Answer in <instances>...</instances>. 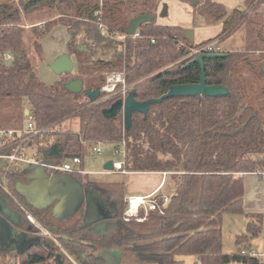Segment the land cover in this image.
I'll return each mask as SVG.
<instances>
[{"label": "trees", "instance_id": "trees-1", "mask_svg": "<svg viewBox=\"0 0 264 264\" xmlns=\"http://www.w3.org/2000/svg\"><path fill=\"white\" fill-rule=\"evenodd\" d=\"M162 0H17L0 3V130H17L24 120L27 101L37 128L49 127L46 137L32 145L45 154L57 144L56 163L84 155L97 144L123 146L128 173L165 172L173 191L160 211H139L136 218L124 215L125 185L91 183L113 206L114 234L75 239L82 212L64 221L52 217L51 208H33L14 190L25 182L28 171L7 172L6 184L20 205L46 230L76 264H104L98 250L117 248L124 258L144 264H180L177 257L194 256L196 264H264V256L223 252L224 216L246 215V235L235 244L245 247L262 230L259 214H245L243 176L264 166V16L256 14L264 0H245L241 11L229 10L214 0H177L191 6L193 15L207 26L221 24L218 35L195 44L180 26L156 24ZM43 10L57 16L46 23L23 27V18ZM150 16L137 37L126 35L128 22ZM68 32L66 54L74 58L75 74L52 84L43 82L31 50L53 27ZM245 30V48L205 58L206 84L221 86L225 96L171 97L149 106L144 116L133 113L132 125L124 130L122 115L106 119L102 110L114 101L90 102L82 93L71 94L63 87L69 78L83 80V89L104 84L106 72H123L133 84L135 100L159 98L171 86L197 84L201 67L189 63V54L206 44L220 43ZM9 54L5 61L3 55ZM61 77V76H60ZM75 118L76 132L63 131L61 123ZM4 163L0 162V179ZM79 179H81L78 176ZM159 194L158 196H161ZM246 249V248H245ZM248 249V248H247ZM244 252V251H243ZM2 251L0 250V254ZM17 264H49L48 251L33 246L15 255Z\"/></svg>", "mask_w": 264, "mask_h": 264}, {"label": "water", "instance_id": "water-1", "mask_svg": "<svg viewBox=\"0 0 264 264\" xmlns=\"http://www.w3.org/2000/svg\"><path fill=\"white\" fill-rule=\"evenodd\" d=\"M198 0H191L195 6ZM241 11V8H237ZM166 13V9L163 10ZM152 17L142 15L132 18L127 25L126 35L134 36L137 29L144 23L150 22ZM184 35L192 41L191 31L184 30ZM225 57L224 53L200 54L190 60L189 63H198L201 67L200 79L197 84L171 86L167 93L159 98H152L144 102L135 100V91L132 89L124 100L117 99L109 107L102 110V115L106 119H114L118 114L122 115L124 130L128 132L132 125L133 113L146 115L150 105L159 103L171 97H218L225 96L227 90L221 86H209L206 84L203 59ZM50 70L57 76L71 74L74 71V63L67 54H62L55 58L49 66ZM264 72V64L262 66ZM65 90L71 94L82 93L90 102H97L100 97V89H83V80L80 78H69L63 85ZM24 114H27L25 110ZM45 158L48 154L45 153ZM30 166L29 174L25 182H19V195L26 198L30 204L38 209L51 208V212L59 221L69 219L79 212H82V219L79 228L85 230L90 235H107L109 218L111 213L108 210L105 199L92 186H85L76 179L62 175L49 177L41 167ZM32 168V172L30 171ZM104 170H112V162L104 165ZM10 200V199H9ZM0 192V250L13 255H21L33 246L47 248L48 256L53 257L55 264H62L61 255H53L52 247L43 244V240L36 234L34 228L27 224L23 213L18 205H12ZM41 205V207H37ZM113 250H103L97 253L104 264H113Z\"/></svg>", "mask_w": 264, "mask_h": 264}, {"label": "rangeland", "instance_id": "rangeland-1", "mask_svg": "<svg viewBox=\"0 0 264 264\" xmlns=\"http://www.w3.org/2000/svg\"><path fill=\"white\" fill-rule=\"evenodd\" d=\"M164 2L163 7H161L160 12L156 22L157 23H169L176 24L179 26L185 25L190 26V28H186L185 30L194 31L193 33V39L192 41H198L200 39H206L207 37L214 36L216 32L218 31L216 27L207 26L204 23L203 18L200 16L195 15L193 17V21H190L189 24H186L185 20H187L184 16L187 11L183 8L182 5L176 0H162ZM11 3V4H17V0H0V3ZM190 6V5H189ZM166 9L167 14L163 15V10ZM162 14V15H160ZM256 14L264 16V3L260 4L257 8ZM57 14L53 11L43 10L41 12L35 13L31 18H23L21 25L25 28H27L26 31H28V28H30L35 22H42L46 23L49 20L55 18ZM184 21V22H183ZM188 23V22H187ZM56 28V29H55ZM194 28V29H192ZM200 29V31H197L196 29ZM55 29L52 33L48 34L44 38H42L39 42V46L35 47L31 50L32 55L35 57V60L37 62V72L39 78L48 84H52L55 81L59 80V78H66L68 74H64L60 76H57L54 74L49 66L52 63L54 57L62 55V53L66 50V43L68 40V32L65 27H53L51 31ZM50 31V32H51ZM196 31V32H195ZM245 48V30L243 27H241L235 34L230 36L228 39L220 42L217 45L218 52H232V51H241ZM66 54V52H65ZM6 55H3V59ZM11 57V56H10ZM11 59V58H10ZM73 60V63L75 65L74 58L71 57ZM5 60V59H4ZM7 61V60H5ZM76 72L75 70L71 73L74 75ZM109 73V72H106ZM103 74V77L105 79V74ZM133 88V84H129ZM23 104L27 110H29L30 106L28 102L25 100L23 101ZM79 128V124L75 118H70L64 122L61 123V129L63 131H71L76 132ZM100 150V154H96L92 152L91 150L88 151L84 157H83V171L87 174H89L88 179L90 181H96V182H106V183H121L123 182L126 186V189L128 193H133L134 190L138 189L141 193L148 191L151 189L152 186H154L153 177L146 176V175H140V174H131V173H124V172H116V171H107L104 170V165L107 162H119L124 164V156L122 150L119 152H116L115 148L111 144H99L98 146ZM34 151H37V148H33ZM69 161V159L67 160ZM70 162V161H69ZM34 168V166L32 167ZM32 168H30V171L32 172ZM23 170H25V167H22ZM171 177V176H170ZM169 177V178H170ZM163 179V188L162 193H165L164 195H169L173 191L172 183H170V179ZM20 183H17L15 185V191L19 193ZM79 213H77L75 216H77ZM224 223L222 225L223 229V248L226 251L232 250L235 253H238L242 246H238L234 243V235L235 233L238 235L243 231L242 233H245L244 230H241L240 217L238 215L232 216L227 215L224 216ZM45 238L50 239L47 236H44ZM263 234L261 236H258L255 241L254 245H258L259 241L262 240ZM52 240V239H50ZM43 244L46 246L50 245L46 239H43ZM257 242V243H256ZM52 245V246H51ZM52 247V253L53 255L59 254L61 255V258L63 259L62 264H76L60 247V245L56 243L51 242ZM47 249V248H46ZM114 261L113 264H121V254L119 251H114ZM54 257V256H53ZM52 257V259H53ZM9 261L8 264H16L17 260L14 258V255H9V259L4 260ZM50 264H53V260L50 262ZM55 264V263H54ZM125 264H144L137 260H134L131 256H127L125 258ZM184 264H190L189 260H185Z\"/></svg>", "mask_w": 264, "mask_h": 264}, {"label": "built area", "instance_id": "built-area-1", "mask_svg": "<svg viewBox=\"0 0 264 264\" xmlns=\"http://www.w3.org/2000/svg\"><path fill=\"white\" fill-rule=\"evenodd\" d=\"M137 36L138 33L136 32L132 37ZM215 48H217V41L193 50L188 57H196L200 54L218 52ZM10 58V55L4 57L5 60H10ZM99 89L100 95L103 94L101 101H115L117 99L124 100L129 91L132 90V87L126 83L123 72H109L105 74L104 84ZM48 130L49 127L37 128L35 126L33 113L30 110H27L26 115L24 114L21 128L17 130H0V162L4 163V174L0 179V192L18 205L24 218L36 229V233L54 240L15 199L10 192L5 179L7 172H21L23 171L22 167H25V170H28L30 166L41 167L49 177L75 175L80 178H85L87 176V173H85L81 167L80 159L77 157L70 159V162L65 161L62 163H56L55 159L57 156L53 159L44 160L42 154L33 150L34 147L32 143L35 140L41 141L44 139ZM99 144L100 143L95 144L91 148V151L100 154L98 148ZM120 150H122L124 156L123 146H121ZM120 150L118 149L116 152H119ZM112 170L128 173L125 170L124 164L119 162L112 163ZM161 174L163 177L168 175L165 172H162ZM247 174L263 178L264 166ZM168 197V195L158 196L156 193L149 196H129L125 200L127 208L124 215L127 219H130L136 218L140 210H143L145 214L150 211H160L161 207L167 203ZM54 242L58 244L55 240ZM242 254L256 256L253 252L242 251Z\"/></svg>", "mask_w": 264, "mask_h": 264}, {"label": "crops", "instance_id": "crops-1", "mask_svg": "<svg viewBox=\"0 0 264 264\" xmlns=\"http://www.w3.org/2000/svg\"><path fill=\"white\" fill-rule=\"evenodd\" d=\"M214 1L217 2V3L223 4L229 10L241 8V7H243L244 2H245V0H214ZM179 3L187 11V13H185L184 16L187 19V20H185L186 24H189L190 21H193V17H194V15L192 13V8H191V6H189L186 3H181V2H179ZM163 5H164V2L161 1L159 3V6H158V9H157V12H156V19H157L159 13H161L160 12V10H161L160 8L163 7ZM166 14H167V11L163 15H166ZM160 15H162V14H160ZM169 22L170 21H168L167 24H165V23H157L156 22V24L157 25H162V26H179V25L172 24V23H169ZM60 27H62V26H60ZM180 27H182L184 30L186 28H190L189 25L188 26L182 25ZM211 27H216V29L218 30L214 36L207 37L206 39H200L198 41H194L193 43L198 44V43H201V42H203L205 40L212 39V38L216 37L218 35V33L220 32L222 26H221V24H216V25H212ZM55 29H53L50 33H52ZM192 29H194V28H192ZM196 30L200 31V29H198V28ZM193 32L191 31L192 39H193V36L195 34ZM218 44L219 43H217V45ZM65 52H66V50H65ZM65 52L62 53V54H65ZM58 56L54 57V59L57 58ZM25 110H27V109H25ZM25 110H24V112H25ZM46 153L48 154V156H47V158H45V156H44L45 154H43L44 160L55 158L57 156V153H58L57 144H52V142H51V146L47 150ZM35 167H39V166H34V168ZM81 167L83 168V163H82ZM131 174H140V175H146V176L153 177V181H154L155 185L152 186L151 189H149L148 191L143 192V193H141L140 190H138V189L134 190L133 193H128V191L126 189V186H125V200L129 196H149V195L154 194V193H156L157 195H159V194L164 195L165 194V193H162L163 179H165V180L168 179L170 177L169 175H166L165 177H163L160 172H156V173H153V172H150V173H131ZM66 176H70V177L76 179L81 184H84L87 181L91 182V183H101V182H96V181H90L88 179L89 174H87V176L85 178H81V179H79L75 175H66ZM169 179H170V183H172V186H173L172 179L171 178H169ZM17 183H19V182H17ZM15 185H14V190H15ZM92 187H94V186H92ZM98 192L103 197V199H105V201L107 203L108 210L111 213V218H109V223L110 224L108 225V228H107V231H106L107 235H103V234L90 235L89 233H86L84 229L77 227V230H76V233H75V239H80L83 236H91L93 238H102V237L105 236V237L110 238L114 234L115 222L112 220V217H113V214H114L113 206L109 203L107 197L99 189H98ZM3 196L7 200H9V198L6 197L4 194H3ZM25 200L27 201L26 198H25ZM9 201L11 202L12 205H16L15 202H13L12 200H9ZM30 205L33 208H36L35 205H33V204H30ZM37 207H41V205L40 206L37 205ZM243 208H244L245 214H259V215H261V217H262V230H261V233H260L259 236H261V234H263V237H262V240L259 241L257 247H256V245L253 244L256 238L248 240L247 243L245 244V247H242V249L239 252H242V251L253 252L257 257H262V256H264V177L260 178V177H256V176H253V175H250V174H245L243 176ZM36 209H38V208H36ZM51 214H52V217L55 220L59 221L58 219L55 218V216L53 215L52 212H51ZM239 217H240L239 218L240 219L239 224L241 225V230H244L245 233H242L243 231H240L241 233L238 234V235H246L247 234L246 226H247V223H248V218L246 217V215L245 216L241 215ZM224 219L225 218H223V220H222V225L224 223ZM64 220H67V219H64ZM25 221H26L27 224H30L26 219H25ZM34 230H36V229L34 228ZM222 233H223V229H222ZM36 234L40 237L41 240L46 239V241L50 245H51V242L55 243L54 240H50L48 238H45L44 236H42V235H40L38 233H36ZM236 236H237V234L235 233V235H234V243H235V237ZM222 244H223V237H222ZM110 250L119 251L117 248H112ZM101 251H103V250L102 249L98 250V252H101ZM223 252L231 253L233 251L232 250L226 251L223 248ZM120 254H121V252H120ZM9 255H11V253H5V252L2 251V253L0 254V264H8L9 261H4L3 262L2 259H4V260L9 259ZM186 259L190 261V264H196V262H197L196 257H194V256L177 257V260L180 262V264H184V261ZM52 260H53L52 257H49V264H50V262ZM53 264H54V262H53ZM121 264H125V258L123 257V255H121Z\"/></svg>", "mask_w": 264, "mask_h": 264}]
</instances>
